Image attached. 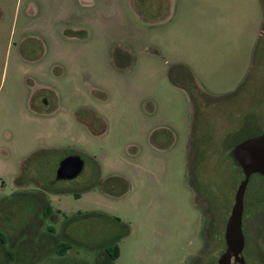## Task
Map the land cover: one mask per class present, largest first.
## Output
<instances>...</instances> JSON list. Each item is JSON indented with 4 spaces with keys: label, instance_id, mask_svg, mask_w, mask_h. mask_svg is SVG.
<instances>
[{
    "label": "rangeland",
    "instance_id": "1",
    "mask_svg": "<svg viewBox=\"0 0 264 264\" xmlns=\"http://www.w3.org/2000/svg\"><path fill=\"white\" fill-rule=\"evenodd\" d=\"M263 5L0 0V264H213L264 135Z\"/></svg>",
    "mask_w": 264,
    "mask_h": 264
},
{
    "label": "flooded vegetation",
    "instance_id": "2",
    "mask_svg": "<svg viewBox=\"0 0 264 264\" xmlns=\"http://www.w3.org/2000/svg\"><path fill=\"white\" fill-rule=\"evenodd\" d=\"M248 159V151L242 150L239 157ZM238 189V188H237ZM246 190V189H245ZM237 192V191H236ZM235 196L228 220L225 222L223 228H221L222 237L220 236L213 242V247H220L219 258L214 261L213 264H218L222 257H226L230 264H264V202H261V198L264 195L257 192H251L247 197L243 195V208L241 216V231H242V247L237 241H234L230 245L227 243L226 230L233 207L235 205ZM246 200V201H245ZM211 238L205 237V244L203 248H207L210 244Z\"/></svg>",
    "mask_w": 264,
    "mask_h": 264
},
{
    "label": "water",
    "instance_id": "3",
    "mask_svg": "<svg viewBox=\"0 0 264 264\" xmlns=\"http://www.w3.org/2000/svg\"><path fill=\"white\" fill-rule=\"evenodd\" d=\"M242 150L248 151V159L239 157ZM232 157L241 168L244 178L236 192L235 205L227 225L226 239L229 245L237 241L241 248L243 243L241 231L243 195L251 175L258 174L264 177V135L247 140L236 146L232 151ZM83 168L84 161L80 156H68L59 163L56 170V179L72 180L81 174ZM240 262L244 264L242 260ZM218 264L230 263L226 257H222Z\"/></svg>",
    "mask_w": 264,
    "mask_h": 264
},
{
    "label": "trees",
    "instance_id": "4",
    "mask_svg": "<svg viewBox=\"0 0 264 264\" xmlns=\"http://www.w3.org/2000/svg\"><path fill=\"white\" fill-rule=\"evenodd\" d=\"M44 216H49L51 214V209L49 208L48 205L45 206V209L43 211ZM0 242L3 244L5 242V235L0 229ZM68 248V245H60L58 252L62 254L65 252ZM105 253L112 259L115 260L118 257V247L116 244H114L111 248L106 249Z\"/></svg>",
    "mask_w": 264,
    "mask_h": 264
},
{
    "label": "crops",
    "instance_id": "5",
    "mask_svg": "<svg viewBox=\"0 0 264 264\" xmlns=\"http://www.w3.org/2000/svg\"><path fill=\"white\" fill-rule=\"evenodd\" d=\"M168 1V13L166 14V20H168V18H169V15H170V11H171V5H172V0H167ZM263 8H264V5H263ZM253 61H254V57H253ZM254 67V64H253V62L251 63V67H250V71L252 70V68ZM250 73V72H249ZM197 77V76H196ZM254 87H256L257 86V88H258V90H260V89H262V87H261V84H259V83H257V85H253ZM252 98H251V100H259V99H262L263 97H260V96H258V95H252L251 96ZM238 146V145H237Z\"/></svg>",
    "mask_w": 264,
    "mask_h": 264
}]
</instances>
